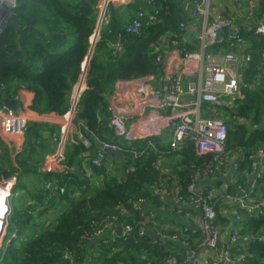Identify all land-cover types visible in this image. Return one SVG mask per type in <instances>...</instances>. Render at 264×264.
<instances>
[{
  "label": "trees",
  "instance_id": "1",
  "mask_svg": "<svg viewBox=\"0 0 264 264\" xmlns=\"http://www.w3.org/2000/svg\"><path fill=\"white\" fill-rule=\"evenodd\" d=\"M190 1L195 6V0H154L159 11L157 20L147 18L139 34L124 32L117 49L112 43L118 41L116 31L124 26H120L114 14L116 7H108L109 21L104 23L95 42L86 74L87 87L79 98L73 119L90 145L69 142L64 150L65 170L44 171L42 167L49 147L55 141L58 143L60 126L29 122L23 149L18 153L0 137V183L14 176L18 178L9 197L10 212L0 244V264H83L87 259H92L94 264H174L175 261L181 264L187 259L188 250L197 253L200 248H206L201 245V232L192 228L184 230V226H179L181 231H170L178 235L179 243L170 238L157 239L152 233L157 228L148 227L149 221L144 223L146 216L133 206L141 197L151 201L154 207L173 204L164 196L160 199L156 193L158 185L175 184L178 194L188 197V188L195 179L194 174L190 176L191 170H207L216 164L214 155H200L192 140L174 150L160 144L159 148L151 147L150 141L157 144V137L131 144L120 142L110 126V98L118 82L143 77L162 79L164 67L158 57L169 47L168 41H181L186 31L181 24L189 21L185 3ZM98 2L17 0L11 19L19 27L9 22L0 39V108L4 107L5 96H14L24 87L35 94L33 110L59 115L68 112L97 28ZM254 17L255 23L264 21V0H260ZM223 36L225 40L216 51L233 49L249 56L241 68L242 96L236 100V109L231 110L233 118L226 121V163L238 162L239 183L246 185L247 176L253 175L250 156L259 148L264 149V36L251 28L241 31V40L233 38L228 28ZM196 47L189 44L186 51ZM221 100L220 104L204 103L203 107L208 111L219 106L222 112L230 113L223 103L225 98ZM103 143L122 148L121 177L107 172L109 161H116L112 152L107 151L101 167L92 164L95 148ZM88 151L92 154L83 155ZM169 161L170 173L165 167ZM89 168L90 175L86 173ZM32 176L34 185L30 186L28 179ZM93 176L102 180L96 182ZM208 176L212 177L213 173ZM250 193L246 198L254 201L255 208L239 207L234 219L226 210L236 203V188H225L214 195L204 191L203 195L216 211L215 223L223 232L220 248L231 244L234 235L249 238L248 242L231 247L234 264H264V172ZM174 207L176 211L177 206ZM107 222H113L115 227L132 224L133 230L128 237L112 234L114 240L107 244L94 240L96 230ZM141 231L146 233L140 234ZM88 239L94 242L92 248L97 254L89 256ZM241 255L245 256L243 260L239 259Z\"/></svg>",
  "mask_w": 264,
  "mask_h": 264
},
{
  "label": "built area",
  "instance_id": "2",
  "mask_svg": "<svg viewBox=\"0 0 264 264\" xmlns=\"http://www.w3.org/2000/svg\"><path fill=\"white\" fill-rule=\"evenodd\" d=\"M114 0H100L98 3V24L100 23V28L102 23H107V7L110 2ZM116 1V0H115ZM151 4H155L154 0H149ZM17 6V0H0V39L4 34L6 27L8 26L13 11ZM185 9L190 11L195 17H199L202 21L199 32L196 35V40L199 42V49L186 51L184 61L195 63L200 65V67H195V71L198 74L197 82L194 84L195 87L185 86L186 74L183 71H174L169 74L167 78V86L165 87L166 96L163 97L159 102L149 100V94L155 92L154 89H148L142 95V105L150 106L157 109H167L169 113L164 117L165 122L172 127V136L170 139V146L172 149L181 148L187 140H192L197 146V151L200 155L203 154H213L214 161L216 164L210 166L207 170L202 172L194 171L195 175L193 183L189 186V197H176V201H180V209L178 213L182 212L184 204L188 203L194 206L201 212V217L196 221L195 230L200 231L206 235V238L201 240V245L203 247L216 248L220 238L221 232L219 227L216 225L215 220L217 217L216 211L209 204L206 198H204V192L199 191L196 185L197 176H208L210 173H214L218 168L224 165L227 161V140H228V124L222 116H214L213 113L217 110L214 107L209 108L210 115H204L203 112L206 109L203 108L204 103H209L211 105H217L222 103L221 98L224 97V105L228 107H234L236 105V99L242 96L239 87V77L235 69L231 68L232 62L238 60V54L234 50L227 51H216V47L219 46L223 39V32L225 28L231 31V36L237 40H241V31L235 28L233 19L226 16L222 11H215L211 7V0H195V6H192L191 2L185 4ZM158 10H154V19L157 20ZM146 11L140 7L136 14L132 16L130 21L116 31L118 41L112 43L113 48H118L120 45V40L123 37L124 32L129 34H139L142 30L144 22L147 20ZM98 27V25H97ZM182 28L186 27L185 23L181 24ZM254 33L261 34L264 36V21L253 23L250 27ZM97 28L94 32L96 34ZM113 32L109 30V33ZM92 35V38L94 36ZM100 36V31L99 35ZM91 38V39H92ZM117 51L114 52L116 54ZM249 59V56H247ZM86 61V60H85ZM158 61H162V56L158 57ZM85 63V62H84ZM86 67L83 64V70ZM86 84L77 83L73 89V108L77 107V103L81 96V93L85 90ZM185 93H197V97L192 102H185L182 96ZM121 98H122V93ZM120 107L117 105L115 107L110 106L111 110V128L114 129L116 135L120 138L127 140H133L136 136L129 132L127 125L125 123V114L119 110ZM28 120L23 114H17L13 110L9 109L6 112H2L0 109V127L2 133L6 135H23L27 128ZM108 143H103L102 150H100L92 160L94 166L101 167L103 161L106 159L107 151L104 147ZM114 148H119V146L111 144ZM151 147H155L152 143ZM120 149V148H119ZM51 159L57 158L59 161L64 160V154H54L49 156ZM48 157V158H49ZM253 160L252 170L254 171L253 180L251 183V188L254 187L255 182L258 178H261L264 172V149L259 148L254 154L250 156ZM46 160V158H45ZM48 164V161H44ZM234 167L238 168V162L233 161ZM91 174V169L89 168L86 172ZM16 181V177H11L7 179V183L13 185ZM47 186H50L48 184ZM9 189V188H8ZM242 194L245 190L240 188ZM166 192V190L164 189ZM10 193V192H9ZM192 194V195H190ZM241 204L240 208L249 210L253 208V205H244L243 198L239 201ZM145 203V198H140L137 202L138 206L135 209L141 210V215H144L142 205ZM135 205V204H134ZM240 218V217H238ZM112 219V218H111ZM112 223V233H116L118 228L114 226L113 222H107L106 225ZM105 225V226H106ZM123 227V226H121ZM132 227L127 224L122 228L121 233L127 236L130 233ZM100 230L98 234L101 232ZM146 232L141 231L140 234H145ZM173 239V236H171ZM248 242V237H243L240 239L237 235L232 236L230 243L227 244L219 253L217 254V259L214 260L217 264H234L236 261L232 256L231 247L233 244L239 242ZM191 252L188 254V252ZM241 255L239 259L244 258ZM195 260V251H187V259L181 264H193ZM174 264H179L175 261Z\"/></svg>",
  "mask_w": 264,
  "mask_h": 264
},
{
  "label": "crops",
  "instance_id": "3",
  "mask_svg": "<svg viewBox=\"0 0 264 264\" xmlns=\"http://www.w3.org/2000/svg\"><path fill=\"white\" fill-rule=\"evenodd\" d=\"M100 2V0H99ZM98 2V3H99ZM191 2V1H190ZM186 4V3H185ZM192 5L193 2H191ZM113 5L116 7V11L114 10V14L116 13V17L119 18L120 26H125L130 18L136 14L137 10L142 7L147 14L148 20L155 21L154 17V10L155 4H151L149 0H114L111 1L109 6ZM108 6V7H109ZM260 6V0H211V7L215 11H222L226 16L233 19L235 24V28L240 31H247L250 29L251 25L256 21L255 13ZM108 7L106 13L108 11ZM109 7V9H110ZM188 19L186 27L182 28V30H186L183 35L181 41H177V43L168 41L169 47L166 51L162 52V64L164 67V75L160 81L150 77V78H138L133 80H126L120 81L116 85V89L112 97L110 98V106L115 107L116 105L125 114V123L127 125V129L129 132H132L136 138L133 140H127L122 137L121 140L115 133L114 129L112 128L113 134L115 137L119 139L120 142L128 141L131 144L132 141H142L143 139L149 137H157V144L153 140L150 141L149 145L152 143L156 148H159L160 145H164L167 149H170V139L172 136V127L165 122L164 117L169 113L167 109H157L150 106H143L142 104V95L148 89H154L155 92H151L149 94V100L159 102L166 96L165 87L167 86V78L170 73L174 71H183L186 74V82L185 86L195 87L194 84L197 82L198 74L195 71V67H200V65H196L195 63L187 62V60H183L184 55L186 53V48L189 44L194 45L196 44V49H199V42L196 41V35L200 30L201 27V19L199 17H195L192 13V10L188 11ZM99 16V13H98ZM108 17V16H107ZM98 25V20H97ZM104 23H102V26ZM101 26V28H102ZM100 28V32H101ZM188 44L182 46L180 43ZM185 42V43H184ZM180 44V45H178ZM240 46H242L240 44ZM194 50V49H193ZM236 53L239 55L238 60L235 61L234 67L238 73L239 82L244 74L241 72V68L245 65L247 59V55H243L240 51L235 50ZM94 53V51H93ZM233 68V67H231ZM234 69V68H233ZM87 74V72H86ZM192 79V81H191ZM86 84V76H84V70L82 71L79 80L77 83ZM195 82V83H194ZM76 83V84H77ZM75 84V85H76ZM122 93V98L121 94ZM241 92V87H240ZM83 93V92H82ZM81 93V95H82ZM242 94V92H241ZM7 97V96H5ZM35 94L34 92L25 89L24 87H20L18 91L14 94V96L8 97L9 99L16 100L17 109L13 110L15 113L23 114L29 122H45L49 124H54L60 126L59 131V140L58 143L55 141L54 144H51L49 147V152L46 154L45 158L48 161V164L43 163L42 167L45 171L57 170L63 171L66 169V166L63 164V161H59L57 158L51 159L49 156L54 154H64V150L69 142L76 143L78 141L83 142L85 145L89 146L90 143L88 140L83 136L80 129L74 124L73 119L76 115V108H73V104H71L68 112L64 115H59L53 112L49 113H39L31 108L33 104ZM81 97V96H80ZM197 97V93H185L182 96V99L185 102H192ZM73 101V92L71 97V103ZM204 108V107H203ZM2 112H6L9 110L5 108H0ZM204 115H210L209 111H204ZM0 137L5 139L6 142L10 143V145L14 148L15 153H18L23 149L24 141H25V133L23 135H4L1 131L0 127ZM120 150L122 148L119 146ZM102 146L95 148V155L102 150ZM172 149V148H171ZM174 150V149H172ZM90 153L84 152L83 155L88 156ZM116 156V155H115ZM49 157V158H48ZM124 158V157H123ZM123 159H117L116 161H109V165H107V172L111 175L117 174L119 177L122 176L121 164ZM163 162V161H162ZM160 165V164H159ZM166 171L171 172V166L169 163H166ZM237 168L234 167L233 161L227 162L218 168L214 173L213 176H207L206 178L202 176H197V181L199 184L197 185V189L199 191H206L210 195L218 194V192L224 190L225 188L234 187L238 191L237 198L235 199L234 205L226 210L230 214V217L234 219L236 215H238L237 210L241 207L242 201L244 205H253L255 208L254 201L250 200L251 198H246L247 195H251L250 191L251 183L253 180V175H249L246 178V185L242 182L239 183V175L237 173ZM254 172V171H253ZM94 180L101 181L102 178L98 176H93ZM171 178V177H170ZM241 185L245 188V193L242 194L241 189L239 188ZM165 188V187H164ZM157 190V188H156ZM179 188L177 186L173 189L174 199L171 202L174 204L171 205H157V207L153 206L151 201L146 200L145 203L142 205L144 215L146 216L145 224L147 221V226L150 225L155 226L157 229L152 231L157 239L164 238L167 239L171 236L170 231H181L179 226H184V230L188 228L194 229L196 232L195 224L196 221L201 217V212L196 209L191 204H184V208L182 212L178 214V202L176 201V197H180L178 194ZM157 192V191H156ZM168 193V191H167ZM169 194V193H168ZM176 211H175V207ZM180 206V201H179ZM151 220V221H150ZM234 224V221H233ZM191 225V226H189ZM216 225L221 229L220 225L216 223ZM121 226L117 225V228ZM178 230V231H177ZM148 231V229H147ZM222 232V231H221ZM118 233V232H117ZM112 223H109L102 228V231L94 236V240H103L104 244L108 243V239L110 241L114 240L112 235ZM192 239V238H191ZM223 239V232L221 234V238ZM194 243L197 242V239H193ZM199 241V240H198ZM222 240L219 241V243ZM87 249H89V256L97 254L96 251L93 250L92 244L94 243L92 240L88 239L86 241ZM217 245L216 248H200L197 253L195 251V259H201L207 261L208 264H217L214 260L217 259V254L221 252L220 245ZM92 259H87L84 261L83 264H94Z\"/></svg>",
  "mask_w": 264,
  "mask_h": 264
},
{
  "label": "water",
  "instance_id": "4",
  "mask_svg": "<svg viewBox=\"0 0 264 264\" xmlns=\"http://www.w3.org/2000/svg\"><path fill=\"white\" fill-rule=\"evenodd\" d=\"M33 22V20H32ZM10 23L11 24H14L16 27H19V25L15 22L14 19H11L10 20ZM99 31H100V23L98 24V27H97V31H96V34H94L93 38H92V45H91V48H90V51H89V54L86 58V61L84 63V66L86 67V69L84 70V76H86V72H87V69H88V66H89V62H90V59L92 58V54H93V51H94V47H95V42L97 41V39L99 38L98 35H99ZM192 81V79H191ZM4 106L5 108L7 109H13V110H16L17 109V106H16V100L15 99H9L8 97H4ZM105 151H108V152H112L116 155L117 159H123L124 157V153L122 152V150H120L119 148H114L110 143H108L105 147H104ZM7 183V179L4 180L1 184H0V189H5V184ZM4 187H3V186ZM11 193H8V196H10ZM8 196L6 198V204L8 205V209L7 211L5 212L4 215L1 216V226H0V244H1V241H2V237L4 235V232H5V228H6V225H7V217H8V214L10 212V205H9V201H8ZM122 231V227H119L118 228V234H120ZM57 264H61V263H57ZM193 264H208L207 261H204V260H201V259H198L196 258L193 262Z\"/></svg>",
  "mask_w": 264,
  "mask_h": 264
},
{
  "label": "rangeland",
  "instance_id": "5",
  "mask_svg": "<svg viewBox=\"0 0 264 264\" xmlns=\"http://www.w3.org/2000/svg\"><path fill=\"white\" fill-rule=\"evenodd\" d=\"M223 37V39L225 40V36H222ZM233 50V49H232ZM235 51V50H234ZM234 64H235V61L234 62H232V64H231V66L235 69V67H234ZM236 70V69H235ZM242 92V91H241ZM237 99H239V98H237ZM236 99V100H237ZM236 105L234 106V107H229V109H230V113H228L227 112V114L226 113H224V112H222V109L219 107V106H216V107H214V109L215 110H217V111H215L214 113H213V115L214 116H222L226 121L227 120H230V119H232L233 118V115H232V112H231V110H235L236 109ZM121 140H123L122 138H120ZM228 143V142H227ZM171 162L169 161V164H170ZM190 176H192L193 177V170H191V172H190ZM33 178V176L31 177V178H29L28 180H29V185L30 186H33L34 185V180L32 179ZM168 178V177H167ZM194 178V177H193ZM18 182V178H16V181H15V183L13 184V185H11L10 183H6L5 184V187L4 188H6L7 190H8V188H10L9 190H8V192H12V189H13V187H14V185L16 184ZM192 183H193V181H192ZM1 184V183H0ZM96 184H99V183H96ZM95 184V185H96ZM197 184H199V181H196V185ZM174 187H175V184H170V187H168V185L164 188L163 186H160V185H158V187H157V194H160L159 195V197H160V199L164 196L165 198L164 199H166V200H170V201H172V200H175L174 199V195H173V189H174ZM31 188V187H30ZM239 188H242V189H244L245 190V188L243 187V185H241ZM164 189L166 190V192L164 191ZM167 191H168V193H167ZM188 192H189V190H188ZM190 195H192V194H190ZM4 197L6 196V194H4L3 195ZM9 197L10 196H8V201H9ZM189 197V196H188ZM141 198H143L144 199V197H141ZM138 202V201H137ZM136 206H138V204L136 203L133 207H134V209L136 208ZM180 209V207L178 206L177 207V210H179ZM7 211V210H6ZM178 213V212H177ZM178 214H180V213H178ZM115 216V215H114ZM128 225H130L132 228H133V225L132 224H128ZM125 226H127V224L125 225ZM189 226H191V225H189ZM195 226H196V224H195ZM105 226L103 225L102 227H100V229H98V230H96V235L98 234V232L100 231V230H102L101 228H104ZM124 227V226H123ZM122 227V228H123ZM186 230V229H185ZM201 235H202V237H200V240H203V239H205L206 238V235L205 234H203L202 232H201ZM171 236H173V239H171ZM171 236L169 237L172 241H174V242H176V243H179V237H178V235L177 234H171ZM101 242H105V241H103V240H100ZM108 242H110V239H108ZM191 252L189 251L188 252V254H190Z\"/></svg>",
  "mask_w": 264,
  "mask_h": 264
},
{
  "label": "bare ground",
  "instance_id": "6",
  "mask_svg": "<svg viewBox=\"0 0 264 264\" xmlns=\"http://www.w3.org/2000/svg\"><path fill=\"white\" fill-rule=\"evenodd\" d=\"M8 190L6 188L5 189H0V226H1V216L4 215L6 210L8 209V205L6 204V198H7L8 193H9ZM4 194H6L5 197L3 196Z\"/></svg>",
  "mask_w": 264,
  "mask_h": 264
}]
</instances>
